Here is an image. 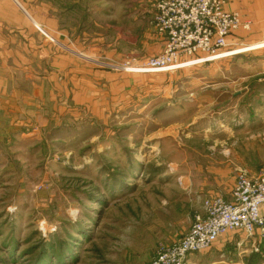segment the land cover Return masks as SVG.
Returning <instances> with one entry per match:
<instances>
[{"label":"rangeland","instance_id":"374dc122","mask_svg":"<svg viewBox=\"0 0 264 264\" xmlns=\"http://www.w3.org/2000/svg\"><path fill=\"white\" fill-rule=\"evenodd\" d=\"M14 2L79 75L0 87V264H151L241 172L264 175V16L246 0L221 56L167 71L140 67L164 49L157 0ZM185 264H264V241L228 234Z\"/></svg>","mask_w":264,"mask_h":264},{"label":"built area","instance_id":"2783aa9c","mask_svg":"<svg viewBox=\"0 0 264 264\" xmlns=\"http://www.w3.org/2000/svg\"><path fill=\"white\" fill-rule=\"evenodd\" d=\"M228 0H157L154 26L165 45L163 52L140 66L142 70H174L221 56L228 37L249 27ZM230 201L208 199L205 214L197 215L181 241L162 247L151 264H185L189 254L210 249L228 234H245L264 241V175L241 172L230 190Z\"/></svg>","mask_w":264,"mask_h":264},{"label":"crops","instance_id":"0c3cea01","mask_svg":"<svg viewBox=\"0 0 264 264\" xmlns=\"http://www.w3.org/2000/svg\"><path fill=\"white\" fill-rule=\"evenodd\" d=\"M242 2L243 0H230L226 7L228 10L240 9L244 6ZM18 4L14 0L0 1V58L4 57V62L0 67V87H24L23 85H16V80L12 77L16 74V70L22 74L25 73L26 80L33 84V87H63V79H68V76L76 84L75 87H78L79 74H73L72 65L70 70L66 66L67 64L63 66L64 61L73 63L74 58L56 51L52 53L51 47H47V37H51L53 40L54 38L50 33V36L49 34L45 35L47 37L40 32L38 33L39 28L31 18V14ZM245 8L250 13L259 11L264 16V0H246ZM39 26L41 27V25ZM45 61L49 62L50 68L47 77H44L43 73H35V69L40 67L42 63L45 64ZM63 71H69L65 78ZM107 74L111 75L110 72ZM114 75L115 73L112 74V76ZM116 75L119 76V74ZM108 85L109 83L105 87L125 86V84H121V80L116 82L118 86ZM82 87L85 85L83 84Z\"/></svg>","mask_w":264,"mask_h":264}]
</instances>
